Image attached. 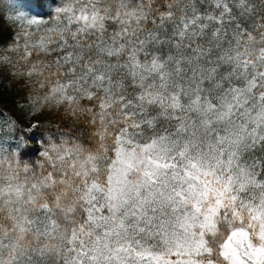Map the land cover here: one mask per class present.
Segmentation results:
<instances>
[{
	"label": "clouds",
	"instance_id": "9594fccd",
	"mask_svg": "<svg viewBox=\"0 0 264 264\" xmlns=\"http://www.w3.org/2000/svg\"><path fill=\"white\" fill-rule=\"evenodd\" d=\"M252 109L264 0H0V264H222L233 195L264 214Z\"/></svg>",
	"mask_w": 264,
	"mask_h": 264
},
{
	"label": "snow or ice",
	"instance_id": "6c2138e0",
	"mask_svg": "<svg viewBox=\"0 0 264 264\" xmlns=\"http://www.w3.org/2000/svg\"><path fill=\"white\" fill-rule=\"evenodd\" d=\"M202 99V97H194L191 102L198 104ZM215 103L213 101L209 107L211 108ZM247 108L248 105L245 104L240 108V112H244ZM226 110L229 113L234 112L236 106L229 103L226 105ZM238 131L243 136L248 137L250 143L255 144L259 141V143L264 144V113L258 114L255 109H252L247 120L241 118V128ZM190 148L191 145H185L184 151H189ZM170 164L176 165L177 160L156 162L157 167H168L171 171ZM244 196L245 193L243 192L239 195H233L230 207L220 211L221 221L216 223L215 227L223 230L224 239L220 240L219 246L213 252L201 243L195 250L197 255L200 254L202 249L204 254L219 257L222 264H261V261L257 259V254L264 252V249L255 246L252 233L254 231L259 232L260 239H264V230H261L264 228V214L257 209V200L249 198L251 201L249 203V200H245ZM104 212L106 213L107 210L105 209ZM26 223L30 225L32 222L26 220ZM23 230L24 225L22 224L21 231ZM89 255L91 254L89 253ZM113 264H115V261H113ZM190 264H196V262L191 261Z\"/></svg>",
	"mask_w": 264,
	"mask_h": 264
}]
</instances>
